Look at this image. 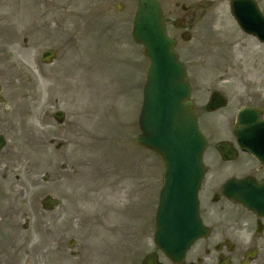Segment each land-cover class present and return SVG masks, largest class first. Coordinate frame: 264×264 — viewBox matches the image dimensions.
<instances>
[{
    "label": "rangeland",
    "instance_id": "374dc122",
    "mask_svg": "<svg viewBox=\"0 0 264 264\" xmlns=\"http://www.w3.org/2000/svg\"><path fill=\"white\" fill-rule=\"evenodd\" d=\"M117 2L0 0V95L5 98L0 125L8 138L0 153V177L10 170L26 187L13 234L38 244L52 219L53 242L60 241L67 264H141L156 248L154 214L164 167L154 151L135 141L149 61L131 36L135 2L123 0V12ZM229 21L212 19V32L221 33ZM197 39V34L189 41L181 38L177 49L189 73L197 74L193 94L203 100L208 88L228 85V111H233L244 84L262 77L264 49L240 33L232 50L196 48ZM47 48L57 52L52 63L41 60ZM195 49L206 55L191 57ZM229 56L234 69L241 63L243 70L227 76L224 69L232 64L223 61ZM204 58L219 65L199 66L197 59ZM56 110L66 115L60 125ZM52 139L63 146L55 149ZM62 163L67 168H60ZM45 172L48 182L42 180ZM47 194L60 200L52 212L40 204ZM45 250L41 245L34 256L14 251L3 260L43 264Z\"/></svg>",
    "mask_w": 264,
    "mask_h": 264
},
{
    "label": "flooded vegetation",
    "instance_id": "af4514ba",
    "mask_svg": "<svg viewBox=\"0 0 264 264\" xmlns=\"http://www.w3.org/2000/svg\"><path fill=\"white\" fill-rule=\"evenodd\" d=\"M159 1L168 32L175 38L177 49L185 32L190 34V38H195L197 34L196 48L210 45L213 49L221 46L232 50L240 33L264 49V41L243 31L235 21L241 12L248 17L259 14L264 17V0H172V5H167L166 0ZM119 2L121 1L118 0ZM133 2L136 3V0ZM218 18L232 20L233 23L229 21L221 33H213L212 19ZM201 50H191V57L206 55L199 52ZM207 53L210 54L209 51ZM197 63L206 68L219 65L210 58L197 59ZM232 63L231 56L228 61H223L224 66ZM233 65L224 69L227 76L243 70L241 63L236 69ZM195 75V71L190 73L191 100L199 127L208 144L203 156L205 173L199 192V215L205 233L179 260L170 259L159 249L158 264H264V213L258 214L247 209L229 198L224 191V186L232 180L248 176L258 181L264 180V123L252 125L253 130H247V126L241 128L237 124L238 114L243 107L257 109L264 118V73L261 79H254V84L250 82L252 79L244 84L245 94H237L235 102L240 104L236 103L238 106L233 111H228V85L208 88L209 94H205L204 99L200 100L198 94H193ZM215 90L223 93L216 95H223L226 105L210 110L208 106ZM10 172L6 170L0 177V264H5L4 255L13 254L14 251L24 250L26 255L32 253L31 256H34L37 247L41 248V245L46 248L43 264H50L52 260L56 261L55 264H67L65 251L58 248L60 241L53 242L52 219L46 220L44 235L40 234L38 244L34 245L35 240H30L29 237L24 239L18 233L13 234L18 226L14 218L23 213L25 208L20 196L26 187L20 174L11 176ZM29 223L30 220L24 221L23 227L27 228ZM72 253L75 254L76 251ZM18 257L15 259L18 260ZM32 261L34 263L35 259Z\"/></svg>",
    "mask_w": 264,
    "mask_h": 264
},
{
    "label": "water",
    "instance_id": "95a60500",
    "mask_svg": "<svg viewBox=\"0 0 264 264\" xmlns=\"http://www.w3.org/2000/svg\"><path fill=\"white\" fill-rule=\"evenodd\" d=\"M238 19L249 32L264 37L263 18ZM132 34L144 45L149 59L139 114L141 132L136 141L154 150L165 163V182L155 215V242L168 256L177 259L204 233L198 213V191L206 141L189 101L191 87L185 67L173 50L174 40L167 35L157 0H137ZM56 115L61 118L63 113ZM253 115L243 109L239 122L253 123ZM4 143L1 135L0 148ZM240 183L239 192L229 196L255 212H263L264 182L247 178ZM145 264H156L155 255H150Z\"/></svg>",
    "mask_w": 264,
    "mask_h": 264
}]
</instances>
